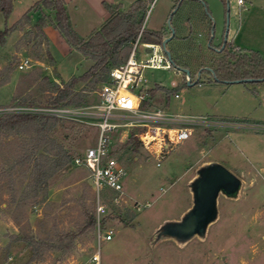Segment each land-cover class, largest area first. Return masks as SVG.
Returning <instances> with one entry per match:
<instances>
[{"label":"rangeland","instance_id":"rangeland-1","mask_svg":"<svg viewBox=\"0 0 264 264\" xmlns=\"http://www.w3.org/2000/svg\"><path fill=\"white\" fill-rule=\"evenodd\" d=\"M35 1L15 0L8 20L0 12V29L10 24L12 27L0 45V112L16 110L17 105L48 107L51 94L48 81L62 83L91 65V60L79 51H69L60 34L55 37L41 33L35 26L38 16L35 11L28 13L29 19L22 17ZM106 1L126 4L131 0ZM198 1L206 6L189 3L176 20L178 36H188L189 40L183 42V51L190 63V81L173 66L144 68L146 88L155 89L148 104L171 112L247 120L241 112L253 110L259 100L264 108V81L217 82L212 81L207 71L223 55L218 46L227 34L229 40L233 37L247 9H239L236 0ZM178 2L150 0L142 26L147 30H163L167 35L168 19ZM121 6L122 10L130 8ZM67 9L73 21L89 29L100 27L104 21L82 0H67ZM202 13L208 21L202 20ZM85 15L90 16V21L86 22ZM209 25L213 36H209ZM209 38L215 49L207 46ZM151 54L146 53L142 43L137 44L136 60H145ZM26 57L31 60L30 65L18 69ZM100 85L78 84L77 90H84L85 102L62 105L71 113L51 131L74 157L82 155L96 141L95 126L84 113L98 101ZM161 87H178V96L167 97ZM261 118L257 120L253 115L249 121L264 122V116ZM128 136L129 133L122 138L121 132L111 136V152L126 170L123 179L126 202L116 203L114 193L102 192L107 211L100 226L112 229L113 234L110 240L101 239L97 246L96 223L82 231L85 211L94 215L95 196L88 169L73 162L66 164L53 173L46 190L35 194L29 186L30 165L17 162L28 137L1 134L0 264H79L98 247L100 264H264V132L194 127L190 137L175 145L162 159H157L143 145L127 150L122 145ZM211 163L224 166L238 177V191L234 196L218 193L216 216L203 232L185 238L175 236L168 230V224L180 222L192 208L190 184L198 176L199 168ZM70 231L76 233L71 250H45L40 259H32L33 252L27 243L11 241L14 235L27 234L37 240L56 242L59 234Z\"/></svg>","mask_w":264,"mask_h":264},{"label":"trees","instance_id":"trees-1","mask_svg":"<svg viewBox=\"0 0 264 264\" xmlns=\"http://www.w3.org/2000/svg\"><path fill=\"white\" fill-rule=\"evenodd\" d=\"M12 2L13 0H0V12L4 18L11 14ZM147 2L150 0H135L128 10H122L120 3L113 4L103 1V6L109 15L99 28L94 29L85 38L81 37L74 29L64 0H36L30 6L22 17L29 19L28 13L31 10L38 11L39 16L35 21V26L41 33H43V27L51 24L70 47L91 60V65L83 73L72 75L67 81L62 83L48 81L51 93L48 102L51 106L84 103V90H77L76 86L85 83L94 87L107 81L109 69L123 63L138 35L140 43L161 44L163 38L169 35L170 31L165 35L163 30H147L142 26L147 12ZM189 3L206 6L198 0H181L175 12L170 14L174 36L166 43V49L170 53L171 67L175 68L188 69L190 64L183 51L185 49L183 45L186 41L189 42L188 36L179 37V27L176 24V20L180 19L182 14L181 11ZM207 12H210L208 8ZM202 15V20L205 21L207 16L204 13ZM189 19L190 16L187 14L186 21ZM207 24L210 23L207 22ZM11 30L12 27L6 25L0 29V45L4 43ZM210 31L209 25V36H211ZM184 41L185 43H183ZM207 46L210 49H215L211 38L208 39ZM218 49L223 52V55L216 60L213 67L211 66V71L207 70L212 81L225 83L235 81L259 83L264 81V57L258 51L233 45L227 39L222 40ZM194 61L197 59L193 60V63ZM185 81L184 78L183 82L185 83ZM161 88L166 91L167 97L177 94L178 90V87ZM154 91L155 89L148 90L149 96L152 97ZM61 121L56 117L32 113L0 115V135L15 133L28 137V143L22 149L17 162L30 165L31 181L29 186L35 194L46 190L53 173L75 159L69 149L51 135V131ZM140 145H142L141 141L132 131L122 146L127 150H136ZM84 216L85 223L82 226V231L94 227L96 223L92 212L85 211ZM12 238L11 241L27 243L33 252L32 259H40L45 250L63 252L71 250L76 233L70 231L59 234L56 242L37 240L27 234L14 235Z\"/></svg>","mask_w":264,"mask_h":264},{"label":"built area","instance_id":"built-area-1","mask_svg":"<svg viewBox=\"0 0 264 264\" xmlns=\"http://www.w3.org/2000/svg\"><path fill=\"white\" fill-rule=\"evenodd\" d=\"M237 5L245 10L243 0H236ZM139 35L133 43L126 60L108 71L107 81L101 83L97 92L98 101L88 106L85 116L89 123L95 126L96 141L86 148L82 155L75 157L73 163L82 165L89 171L90 181L94 191V216L96 221V241L110 240L113 230L101 228L100 219L106 214L107 208L103 202L104 194L114 193L113 201L126 202L124 197L123 179L126 170L110 149L111 136L121 132L122 138L134 134L143 147L157 159H162L172 148L190 137L194 127L247 129L264 132V122L249 120H226L207 115H191L168 111L166 108L149 105V93L146 88L144 68H170L171 65L164 54L161 44L142 43L146 53L151 56L145 60L135 59ZM159 51L162 53L159 54ZM165 63H162V62ZM26 57L18 64V69L30 65ZM188 81L190 78L187 77ZM175 97L178 94L174 95ZM51 106L33 109V106L17 105L16 110L0 112L42 114L59 119L66 118L71 111ZM14 109V108H12ZM159 165V162H157ZM102 192H105L102 195ZM79 264H100L99 247Z\"/></svg>","mask_w":264,"mask_h":264},{"label":"water","instance_id":"water-1","mask_svg":"<svg viewBox=\"0 0 264 264\" xmlns=\"http://www.w3.org/2000/svg\"><path fill=\"white\" fill-rule=\"evenodd\" d=\"M180 1L172 10L173 14L178 8ZM228 8V2H227ZM170 17L168 19L169 36L163 38L161 48L171 65L170 53L166 49V43L174 36V29L170 25ZM228 29V26L227 28ZM227 32V31H226ZM211 32V36H213ZM225 36V40H226ZM178 70L190 76L187 68L178 67ZM211 71V69L207 68ZM199 76V73H198ZM239 82V81H235ZM193 193V206L184 215L180 222L168 224V230L178 237H188L194 233L204 231L206 225L216 216V198L219 192H223L228 196H234L240 186L239 179L224 166L211 163L205 165L198 170V176L190 184Z\"/></svg>","mask_w":264,"mask_h":264},{"label":"crops","instance_id":"crops-1","mask_svg":"<svg viewBox=\"0 0 264 264\" xmlns=\"http://www.w3.org/2000/svg\"><path fill=\"white\" fill-rule=\"evenodd\" d=\"M82 1H83L84 5H86L87 8H89V10L93 9V13L94 14L96 13L98 15L97 17L99 18L100 21L101 20L105 21L107 19L109 14H108L107 10L104 8L103 3H102L103 1L107 2L106 0H82ZM133 1L134 0L128 1L126 4L124 2H117V3L123 4V6L125 7V6H130L133 3ZM243 1H244L243 5L246 7L247 10L246 11L244 10L245 12H244L243 18L241 19L240 24L238 25V28L236 29V33L233 35V37L230 40L228 39V34H227L226 39L228 41L232 42L233 45H237L241 48L256 50L264 57V0H243ZM64 2L66 5V8H67V0H64ZM109 3H112V2H109ZM14 4H15V0H13V2H12V10L14 8ZM113 4H116V3L114 2ZM147 4H148V2H147ZM100 6H102V7H100ZM239 9H241V8L239 7ZM67 11H68V9H67ZM11 13H12V11H11ZM36 13L39 16V12L35 11L34 14H36ZM10 16H11V14L5 19L8 20L10 18ZM38 16L35 18V20L38 18ZM29 17L31 18L30 15H29ZM86 17H88V18H86ZM69 18L71 20V23H72L74 29L76 30V32L81 37L85 38L94 29L99 28V27H91V29H89L90 27L88 28L85 26H81V25H79V23L77 21H73L71 19L70 15H69ZM84 18L86 19V22H88V20L90 21L89 15H85ZM5 22H7V21H5ZM229 28H228V33L230 30ZM55 31H57V30L51 24H48L42 28V32L46 36H49L50 34L54 35L55 37H57V35L59 36L58 31H57L58 34H55ZM61 40L62 39H60V41ZM68 50L69 51H71V50L77 51L76 49H74L73 47H70V46H69ZM252 92H254V91H252ZM254 93L250 92L249 94H254ZM177 113H180V112H177ZM241 113L243 114L242 117H244L247 120H252L253 115L257 116V118H258L257 120H261L262 119L261 117L264 116V108L261 106V101L259 100V105L257 107H255L253 110H246V112H244V113L241 112ZM182 114H185V113H182ZM220 116H223V115H220ZM224 116H226V114ZM3 244L5 245V244H7V242H4Z\"/></svg>","mask_w":264,"mask_h":264},{"label":"flooded vegetation","instance_id":"flooded-vegetation-1","mask_svg":"<svg viewBox=\"0 0 264 264\" xmlns=\"http://www.w3.org/2000/svg\"><path fill=\"white\" fill-rule=\"evenodd\" d=\"M179 1H181V0H179ZM175 7V6H174ZM214 35V34H213ZM169 36V35H168Z\"/></svg>","mask_w":264,"mask_h":264}]
</instances>
